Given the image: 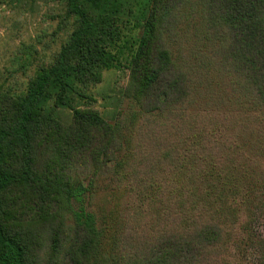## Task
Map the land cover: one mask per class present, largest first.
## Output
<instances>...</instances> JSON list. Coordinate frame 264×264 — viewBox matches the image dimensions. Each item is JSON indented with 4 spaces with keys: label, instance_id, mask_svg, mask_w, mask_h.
<instances>
[{
    "label": "trees",
    "instance_id": "obj_1",
    "mask_svg": "<svg viewBox=\"0 0 264 264\" xmlns=\"http://www.w3.org/2000/svg\"><path fill=\"white\" fill-rule=\"evenodd\" d=\"M60 2L51 60L0 87V264H238L264 203V0ZM122 66L140 118L119 158L89 88ZM106 178L123 211L75 207Z\"/></svg>",
    "mask_w": 264,
    "mask_h": 264
},
{
    "label": "rangeland",
    "instance_id": "obj_2",
    "mask_svg": "<svg viewBox=\"0 0 264 264\" xmlns=\"http://www.w3.org/2000/svg\"><path fill=\"white\" fill-rule=\"evenodd\" d=\"M61 10L60 0H0V87L21 92L38 65L51 60L65 38L64 32L52 37L57 26L55 16ZM194 22L196 19L180 26V43L185 55L195 46V39L192 41L195 38L192 27ZM128 76L129 70L124 66L104 70L102 81L89 88V93L95 98L92 107L99 110L109 122L120 126L123 148L119 158H123L132 149L129 140L133 125L139 121L137 117L140 118L139 108L123 97L121 92L127 84ZM131 113L136 114V121H127ZM255 119L260 120L257 132L264 143V116L255 114ZM262 152L264 154V144ZM97 183L95 197L90 200L86 193L81 201H74L75 207L82 206L94 212L99 219L111 207L117 208L118 214L123 211L114 203L118 197L125 201L127 194L117 191L109 178ZM255 203L258 205L251 206L248 211L250 222L246 229L249 239L247 244L242 245L238 264H264V203L260 207L258 201ZM110 217L106 218L107 222Z\"/></svg>",
    "mask_w": 264,
    "mask_h": 264
}]
</instances>
